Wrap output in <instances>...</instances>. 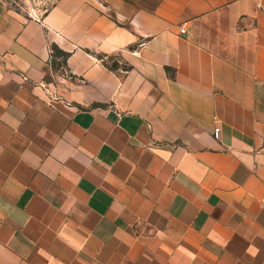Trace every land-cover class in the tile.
<instances>
[{
	"label": "crops",
	"instance_id": "obj_1",
	"mask_svg": "<svg viewBox=\"0 0 264 264\" xmlns=\"http://www.w3.org/2000/svg\"><path fill=\"white\" fill-rule=\"evenodd\" d=\"M0 264H264V0L0 3Z\"/></svg>",
	"mask_w": 264,
	"mask_h": 264
},
{
	"label": "rangeland",
	"instance_id": "obj_2",
	"mask_svg": "<svg viewBox=\"0 0 264 264\" xmlns=\"http://www.w3.org/2000/svg\"><path fill=\"white\" fill-rule=\"evenodd\" d=\"M56 0H0L8 8L28 17H39L50 9Z\"/></svg>",
	"mask_w": 264,
	"mask_h": 264
},
{
	"label": "built area",
	"instance_id": "obj_3",
	"mask_svg": "<svg viewBox=\"0 0 264 264\" xmlns=\"http://www.w3.org/2000/svg\"><path fill=\"white\" fill-rule=\"evenodd\" d=\"M180 32H181V34H186L185 25L180 29ZM145 46H146V42H145V41H142V42L139 43V46H138L137 48L132 49L130 52H131L133 55L138 56L139 53H140V49H142V48L145 47ZM220 131H221L220 128H219V127H216V128H215V131H214V135H215L216 137H218L219 134H220Z\"/></svg>",
	"mask_w": 264,
	"mask_h": 264
},
{
	"label": "trees",
	"instance_id": "obj_4",
	"mask_svg": "<svg viewBox=\"0 0 264 264\" xmlns=\"http://www.w3.org/2000/svg\"><path fill=\"white\" fill-rule=\"evenodd\" d=\"M64 55H67V54H64Z\"/></svg>",
	"mask_w": 264,
	"mask_h": 264
}]
</instances>
